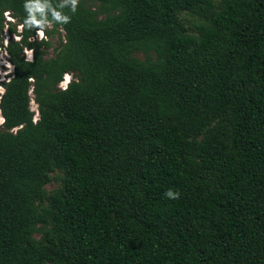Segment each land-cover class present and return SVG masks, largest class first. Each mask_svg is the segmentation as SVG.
Listing matches in <instances>:
<instances>
[{"label": "trees", "instance_id": "trees-1", "mask_svg": "<svg viewBox=\"0 0 264 264\" xmlns=\"http://www.w3.org/2000/svg\"><path fill=\"white\" fill-rule=\"evenodd\" d=\"M9 27L0 264H264V0H80L54 56Z\"/></svg>", "mask_w": 264, "mask_h": 264}, {"label": "clouds", "instance_id": "clouds-1", "mask_svg": "<svg viewBox=\"0 0 264 264\" xmlns=\"http://www.w3.org/2000/svg\"><path fill=\"white\" fill-rule=\"evenodd\" d=\"M80 5V0H24L23 10L25 16L22 23H18L14 18L11 10H5L3 12L4 17V33L9 30L10 24H15L14 40L16 43H20L23 40V33L25 30L31 31L36 29L35 38H29V44L32 43L37 38L40 41H45L47 37V32L52 30L54 25H67L71 23L72 17L78 12ZM10 40L6 36L3 40L4 49L3 54L7 56L9 53L6 51L9 46ZM35 48L24 47V54L26 55L25 63H32L34 61ZM7 68L6 72H3L4 77H8L6 80L7 84H10L11 76L10 74L14 71V65L11 62L5 61ZM29 83H33V78L30 76ZM75 81L79 83V78L75 77L74 74L65 72L63 74L62 80L58 83L57 87L61 91H68L70 85ZM6 93V88L3 84H0V99ZM32 95V89H29V96ZM29 111H33L32 101L29 103ZM5 123L3 116H0V125ZM38 123L37 117H33V124ZM17 129H12V133L15 134ZM165 196L168 199L176 200L180 198V193L173 189H168L165 192Z\"/></svg>", "mask_w": 264, "mask_h": 264}, {"label": "rangeland", "instance_id": "rangeland-1", "mask_svg": "<svg viewBox=\"0 0 264 264\" xmlns=\"http://www.w3.org/2000/svg\"><path fill=\"white\" fill-rule=\"evenodd\" d=\"M64 34H65V31L62 28H60V29L57 28L55 30H51V33L47 35V37H48L47 39L49 41H51V43H52L51 47L47 51L48 56H54L55 55L56 48L58 47L59 43L64 38ZM5 36H7L10 39V37L12 35L9 32H7V33H5ZM3 49H4V47L0 48V50H3ZM138 55L142 58L145 56L143 53H139ZM5 61L10 62L9 54L7 56H5L3 54V51H0V84H2L3 81L8 79V77H4L2 75L3 72L7 71ZM11 74H10V76H11ZM32 107H33V110H35V112H36L35 117L38 118V105L34 99L32 100ZM0 116H2L1 111H0ZM59 185H60V180L57 178V179H54L53 181H51L50 183L47 184V189L52 190L54 188H57ZM39 235L40 234L36 233V236L39 237Z\"/></svg>", "mask_w": 264, "mask_h": 264}]
</instances>
